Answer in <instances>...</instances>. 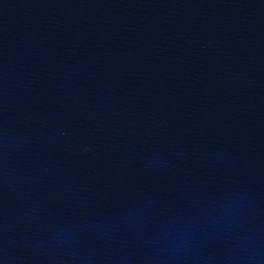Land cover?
I'll use <instances>...</instances> for the list:
<instances>
[{
	"label": "water",
	"instance_id": "95a60500",
	"mask_svg": "<svg viewBox=\"0 0 264 264\" xmlns=\"http://www.w3.org/2000/svg\"><path fill=\"white\" fill-rule=\"evenodd\" d=\"M0 264H264V0H0Z\"/></svg>",
	"mask_w": 264,
	"mask_h": 264
}]
</instances>
